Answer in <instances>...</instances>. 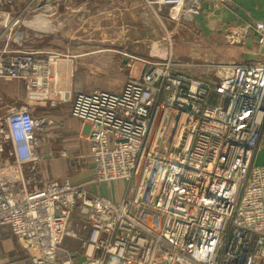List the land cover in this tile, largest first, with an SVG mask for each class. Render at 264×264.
Wrapping results in <instances>:
<instances>
[{
	"label": "built area",
	"instance_id": "1",
	"mask_svg": "<svg viewBox=\"0 0 264 264\" xmlns=\"http://www.w3.org/2000/svg\"><path fill=\"white\" fill-rule=\"evenodd\" d=\"M203 1L144 0L154 13L169 8L175 22L201 16ZM46 3L42 10L54 14L57 1ZM249 29L264 45V23ZM171 57L142 60L119 91L72 94L65 72L61 81L51 71L58 53L0 52V78L23 81L28 92L0 122V227L31 264H74L57 251L75 212L87 231L81 264H264V166L254 164L264 143V60L201 77ZM46 99L69 101L70 115L89 124L93 180L125 181L122 199L37 177L36 131L48 119L34 117L30 101Z\"/></svg>",
	"mask_w": 264,
	"mask_h": 264
},
{
	"label": "rangeland",
	"instance_id": "2",
	"mask_svg": "<svg viewBox=\"0 0 264 264\" xmlns=\"http://www.w3.org/2000/svg\"><path fill=\"white\" fill-rule=\"evenodd\" d=\"M84 1H89V8L86 11L82 7L75 12L79 19L74 22L75 24L71 29V34L77 38V40L71 41L73 44V52L71 53L77 55L74 60L78 65L77 71L73 72L71 76L69 75L72 94L82 90L94 89L119 91L126 81L138 77L143 65L142 60L163 62L169 58L170 53L173 56L171 62L176 65V69L183 67V70L188 73L201 77H209L213 73L216 76L223 75L227 70L222 66L228 60L239 62L241 59L246 60L251 55L247 52L249 48L245 49L242 39L238 37L226 41L224 38H221L222 40L210 39V41H207L208 39L202 40V37L199 39L200 34L195 35V29H193L196 21L193 23L182 20L175 22L170 19V11L167 7H160L154 13L144 0H103V3H99L98 6H96L95 0ZM2 9L4 8L0 7V15L2 12L5 15ZM14 10L15 13L4 16L5 22L7 18H14L13 22L16 19L18 21L7 29L9 33L5 43L7 45L2 49L6 48L7 51L12 52L15 50H32V48H50L51 50L52 47H55L53 51L59 54V58H63L62 55L68 53L63 50L64 42L52 40L51 37L50 39L39 40L40 38L36 36L34 30L40 27L28 25V22L33 20L36 15L33 11L18 15L16 14L17 9ZM83 11H85V15L82 18L81 12ZM103 11L104 13H102ZM54 16L51 13V17ZM47 18L49 19V17ZM55 22L47 21L44 30L50 34L66 33V31L69 33L68 27L60 24L58 19ZM97 38L101 40L98 41ZM256 43L250 42L253 47L257 45ZM127 54L131 58V60L129 58L131 67H123L122 65L120 67L122 58H127ZM1 80L7 84L9 93L8 109L5 111L7 113L10 108L19 107L23 104L28 92L23 87V81L5 78H1ZM51 97L54 98V96ZM58 100L59 96L57 95ZM39 103L50 104L51 101L48 99L42 102L30 101V104ZM65 104L68 105H65L66 107H69V101ZM45 124L51 127L55 125L54 121L49 118ZM41 132L36 131L39 139L36 151L39 158L42 156V152L46 151V142L39 137ZM61 139L58 137L57 140H54L56 152L53 154L51 167L44 169L47 176H42L46 180L51 177L58 180L65 178L72 182L84 180L86 172L89 170L86 168L87 162L77 157L79 154L76 152L79 150L77 145L70 146V142L65 143ZM36 168L37 177L41 178L39 171L43 170L40 168V164ZM29 174L31 175V171ZM108 186L118 193L122 191H126L124 195L129 193L128 184L125 181H112L108 183Z\"/></svg>",
	"mask_w": 264,
	"mask_h": 264
},
{
	"label": "crops",
	"instance_id": "3",
	"mask_svg": "<svg viewBox=\"0 0 264 264\" xmlns=\"http://www.w3.org/2000/svg\"><path fill=\"white\" fill-rule=\"evenodd\" d=\"M0 1V7L4 8L2 10H4L5 15L15 13L14 9H17L16 14L18 15L20 13L26 14L28 13L27 9L30 8L31 11L36 14L33 19L34 27H40L39 29L34 30L36 32V36L40 38V41H42L41 39H50L51 37L52 40L64 42L63 50L68 53L62 55L64 57L59 58L56 64L51 65V71L53 73L59 74L61 81L63 80L62 73L65 72L66 77L71 84L69 77L78 69L76 60H74L77 55H73L71 53L73 52V44L71 41L77 40V38L71 34V29L75 24L74 22L79 19L75 12H77L79 9H82V7L84 8L83 10L87 11V8H89V1L55 0L57 1L58 5L54 11V17H51V14L42 10V7L47 5L46 2L54 0ZM4 1L5 3H2ZM228 1V4L225 5L213 2L212 0H204L202 2L201 16H196L192 21V23L196 21V24L193 26V29H195L194 31L196 33L195 35L198 36L200 34L199 39L202 37V40L208 39L207 41H210V39L219 40L221 38H224L226 41L227 39L231 40V38L236 37L242 39L244 48H249L247 52L251 53L253 56L251 57V55H249L246 60L241 59L239 62H232L252 63L256 60H264V47H262L264 45L261 44L260 38L251 29H249L247 32H244V26L249 22L264 23V0ZM101 2L103 3V0H95V3L97 4L96 6H98V4ZM84 12L85 11L81 12L82 18L85 15ZM102 13H104V11ZM5 15H3V12L0 15V52L3 50L2 48L7 45L5 44L9 36L7 29L13 25L12 22H10V19L5 22ZM47 17H49V19ZM57 19L59 20L60 24H64L66 27H68L69 33L66 31V33L50 34L44 30V27L46 26L45 23H47V21L53 23ZM239 32L242 34L240 35ZM96 40L99 41L101 39L97 38ZM250 42H257V45L253 47ZM53 49H55V47H52L51 50L50 48H32V50L37 51H53ZM128 60L129 58H122L120 67L121 65L123 67H127V63L129 62ZM230 61L231 60H228L226 63L228 64ZM8 95L9 93L7 84L4 83V81L0 78V121L4 118L6 114L5 111L8 109ZM211 97L213 101H215L217 98L216 95H211ZM65 105L67 104L51 106L50 104L39 103L32 105L30 108L34 117H44L46 119L49 118L55 123L53 127L46 125V128L44 127L42 132L39 134V137L46 142V151L42 152L39 162L40 168H42L43 171H39V175L43 180H46V178H44L42 175L47 176L44 172V169L46 170L47 168L51 167L50 163L53 159V154L56 152L54 140H57V138L60 137L65 143L70 142V146L77 145L79 148V150H76V152L79 153L77 157L84 159V161L87 162L86 168L89 170L86 172V178L84 180H76L74 182L76 184L85 186L90 194L102 195L114 201L122 199L125 192L122 191L118 193L116 190L114 191L108 186V183L110 182L96 183L93 180V169L88 163L86 157L89 153V124L72 117L69 112L70 105L69 107H66ZM254 164L257 166H264V143L261 144L254 154ZM51 179L58 180L54 177H51L47 181ZM83 224L84 220L75 212L71 216L70 223L67 227V234L65 235L62 244L58 248L57 257L59 260H64L69 256L73 258L72 260L74 264H81L85 260V246L83 245V241L87 231L82 228ZM0 264H31L20 242L5 227H0Z\"/></svg>",
	"mask_w": 264,
	"mask_h": 264
},
{
	"label": "bare ground",
	"instance_id": "4",
	"mask_svg": "<svg viewBox=\"0 0 264 264\" xmlns=\"http://www.w3.org/2000/svg\"><path fill=\"white\" fill-rule=\"evenodd\" d=\"M34 24V22H33V20L32 21H29L28 22V25H33ZM154 47V46H153ZM161 48V47H160ZM160 50V49H159ZM163 52V51H162ZM152 53V52H151Z\"/></svg>",
	"mask_w": 264,
	"mask_h": 264
}]
</instances>
